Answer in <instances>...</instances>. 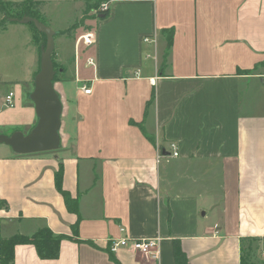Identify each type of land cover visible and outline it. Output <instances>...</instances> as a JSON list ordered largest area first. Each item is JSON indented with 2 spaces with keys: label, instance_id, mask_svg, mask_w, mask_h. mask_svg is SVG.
Returning <instances> with one entry per match:
<instances>
[{
  "label": "crops",
  "instance_id": "obj_1",
  "mask_svg": "<svg viewBox=\"0 0 264 264\" xmlns=\"http://www.w3.org/2000/svg\"><path fill=\"white\" fill-rule=\"evenodd\" d=\"M40 1L58 33L93 0ZM102 2L106 16L93 9L81 32L54 36L59 148L17 154L0 143V238L47 226L79 241L62 239L55 259L17 244L13 264H176V242L189 264H240L243 251L260 264L264 0ZM57 10L69 11L63 26ZM86 32L90 45L78 41ZM38 65L28 23L0 28V134L35 126L29 94ZM9 91L13 106L5 105ZM59 165L78 214L55 186ZM123 236L160 237L158 258L130 247L111 252V241Z\"/></svg>",
  "mask_w": 264,
  "mask_h": 264
},
{
  "label": "trees",
  "instance_id": "obj_2",
  "mask_svg": "<svg viewBox=\"0 0 264 264\" xmlns=\"http://www.w3.org/2000/svg\"><path fill=\"white\" fill-rule=\"evenodd\" d=\"M102 0H93V1H86L85 3V11H90L95 9L96 17L99 14L107 15L108 10L105 12H99L97 9L99 8ZM43 2L40 0H21V1H5L0 0V28L4 27L6 23L10 22V18H22L23 16H30L37 18L42 23L48 25V22L45 16L42 14ZM33 31V38L34 42L39 49V65L37 72L40 68V58H41V51L42 47L46 43V35L37 30L32 22L28 23ZM76 27V23L73 24L70 28L60 31L55 34H67L72 29ZM55 36V35H54ZM171 39L168 38L167 45H170ZM51 59L53 62V66L55 69V75L53 78V82L57 78L58 74V64L55 61V51L53 50L51 54ZM242 73L247 72L246 70H238ZM36 72V73H37ZM55 186L57 190L61 193L64 198L65 205L67 209L75 214H78V199L74 198L70 195L68 191H66L62 187V166L59 165V168L55 172ZM76 224L74 226L75 235L76 233ZM64 238H70L64 235H56L53 231L47 227L43 226L37 229L31 235H23V234H14L10 237L0 238V264H13L14 263V247L17 244H31L35 247L37 255L41 259H55L59 256L60 252V243L61 240ZM75 241H79L76 238L71 237ZM263 244H264V238ZM174 258L176 264H189L186 258V255L181 250V247L178 242L174 245ZM240 264H255V262L251 259L249 252H242L240 257ZM264 264V263H263Z\"/></svg>",
  "mask_w": 264,
  "mask_h": 264
},
{
  "label": "water",
  "instance_id": "obj_3",
  "mask_svg": "<svg viewBox=\"0 0 264 264\" xmlns=\"http://www.w3.org/2000/svg\"><path fill=\"white\" fill-rule=\"evenodd\" d=\"M12 22H32L37 30L46 35L42 47L40 68L34 78V87L29 94L37 116L35 126L28 132L14 131L11 134H0V143L6 144L17 154H33L57 150L60 146L59 129L61 125L62 104L53 87L55 69L51 59L54 50L55 32L37 18L23 16L10 18Z\"/></svg>",
  "mask_w": 264,
  "mask_h": 264
},
{
  "label": "built area",
  "instance_id": "obj_4",
  "mask_svg": "<svg viewBox=\"0 0 264 264\" xmlns=\"http://www.w3.org/2000/svg\"><path fill=\"white\" fill-rule=\"evenodd\" d=\"M108 9H109L108 4L106 2H102L97 10L99 12H105ZM80 40H82V42L85 45H90L93 43V35L91 32H86L79 37L78 41H80ZM143 40L145 42H149V41H151V38L150 37H144ZM86 64L89 66H94L93 57H88L86 59ZM152 81H153V79H152ZM80 88L82 89V91L84 93H90L91 92L90 87H88L85 83H81ZM12 97H13V92L9 91L8 94L5 96V105L6 106H13ZM168 152L170 155L175 156V157L179 155L178 147H177V144L175 142L169 143ZM121 230H123V229H121ZM160 240H161L160 237L133 239V238H130L128 236H123L121 238L112 240L110 243L109 249L111 252H116L121 247H127V248L130 247L131 249H133L136 252L144 254L145 256H148L150 258L156 259L159 256ZM262 255L264 256V249H263Z\"/></svg>",
  "mask_w": 264,
  "mask_h": 264
},
{
  "label": "rangeland",
  "instance_id": "obj_5",
  "mask_svg": "<svg viewBox=\"0 0 264 264\" xmlns=\"http://www.w3.org/2000/svg\"><path fill=\"white\" fill-rule=\"evenodd\" d=\"M85 10L86 9L83 10V14H81L79 19H77V21L75 22L76 23V27L74 29H72L70 31V33L75 31L76 29H78V32H81L82 29L87 26L86 24L89 23L88 19H90L92 17V15L89 14L91 10L90 11H85ZM57 11H59V16H60V20H59L58 24L60 26H63V25H65V23H67L68 16L70 15L69 11L68 10H57ZM81 46H83V45H81ZM64 49H65L64 53H65V55H67L68 58L74 57L72 45L65 43L64 44ZM84 54H85V52H80L81 61H82V59L84 57ZM256 260L260 264H261V262L264 263V259L262 260V259H257L256 258Z\"/></svg>",
  "mask_w": 264,
  "mask_h": 264
}]
</instances>
